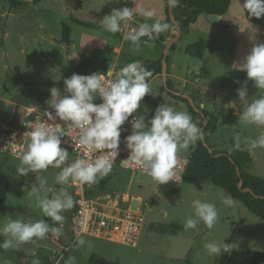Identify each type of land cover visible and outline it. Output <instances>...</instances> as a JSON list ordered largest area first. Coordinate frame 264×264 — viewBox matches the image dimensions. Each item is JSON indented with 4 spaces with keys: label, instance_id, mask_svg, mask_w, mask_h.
Returning <instances> with one entry per match:
<instances>
[{
    "label": "rangeland",
    "instance_id": "1",
    "mask_svg": "<svg viewBox=\"0 0 264 264\" xmlns=\"http://www.w3.org/2000/svg\"><path fill=\"white\" fill-rule=\"evenodd\" d=\"M32 1L15 0L16 5L11 7L8 0H0L2 125L15 123L23 114L21 107L12 102L18 92L39 91L50 95V89L55 87L64 94L63 81L74 73L88 75L112 69L115 75L116 71L133 61H140L142 65L160 62L162 70L166 44L177 34L172 26L164 32L165 42L156 39L154 47L142 45L137 50L124 40V36L145 22L142 16L137 15L133 22L122 24L120 32L115 34L101 26L100 20L113 9L131 8L137 4L156 8L158 17L165 21V0H41L37 5ZM242 3L243 0H232L224 16L212 18L214 20L201 16L189 28L181 30L166 59V80L171 89L189 96L196 107L199 106L197 100H201L203 112L211 118L205 131L206 122L203 139L212 152L232 148L236 136L243 141L264 133V128L244 125L239 120L243 106L237 89L247 80L239 64L243 63L254 43H264V30L246 21ZM72 18L87 22L93 28L77 26L72 23ZM63 24L69 28V56L58 43L62 39ZM198 44L202 46L200 57L185 53L186 49ZM149 84L151 94L141 100V108L134 116L145 115L147 122L154 114L158 100L160 104L188 112L184 104L173 100L163 89L161 74L152 77ZM246 87L249 101L264 95V91L256 89L250 80ZM231 103L237 106L233 108ZM194 145L181 151L179 156H187ZM250 154L249 173L264 179V148H257ZM18 166V159L0 151V173L10 184L0 206V226L8 219L27 221L42 216L34 199L27 195L31 186L38 182L36 173L18 176ZM58 171L50 169L40 173L47 178V187L51 189L49 197L61 187H66L72 195L69 185L61 186L55 182ZM113 171L111 181L97 197L109 196L115 200L124 195V198H132L131 204H141L146 223L136 245L125 246L81 237L86 243L77 247V239L72 237L69 226L63 224V234L58 238L49 232L44 239L21 245L19 250L0 249V264H33L37 259L40 264H65L71 257H75L76 264H87L92 254L104 258L108 264H215L219 256L210 257L204 248L213 240L236 243L238 247L233 251L261 252L264 249V222L238 201L232 208L224 206L221 194H228L222 189L208 183L187 185L171 182L156 188L151 177L124 169ZM194 199L216 204L219 219L212 229L200 224L196 230H183V222L192 214L191 202ZM47 223L59 226L51 221ZM4 239L6 237L0 236V242Z\"/></svg>",
    "mask_w": 264,
    "mask_h": 264
},
{
    "label": "clouds",
    "instance_id": "2",
    "mask_svg": "<svg viewBox=\"0 0 264 264\" xmlns=\"http://www.w3.org/2000/svg\"><path fill=\"white\" fill-rule=\"evenodd\" d=\"M178 4L179 0H166L168 8H174ZM240 5L248 17H264V0H243ZM137 15L142 16L145 22L127 33L124 40L137 50L142 45L154 47V41L159 35L170 29V24L158 17L156 8H145L137 4L131 8L113 9L100 23L105 31L115 34L120 32L122 24L133 22ZM239 65V69L247 77L237 89L239 102L243 106L239 120L244 125L264 128V95L249 101L246 87L250 80L256 89L264 91V43H254ZM112 75V72L108 73V76ZM151 75L140 61H133L116 71L114 79H107L101 73H74L63 81L64 91L68 95H62L55 87L50 89V98L46 102L53 111H46V120L41 118L34 125L25 123L30 130L23 133L24 143L15 152V157L19 160L16 169L18 176L36 173L38 182L31 186L27 195L34 199L35 207L41 210L42 216L27 221L8 219L0 226V236L6 237L0 242V249L19 250L21 245L44 239L49 232L57 238L63 234L66 219L63 213L71 210L75 201L66 187H61L49 197L51 189L47 187V178L40 176V173L46 172L50 167L59 169L55 182L61 186L71 183L91 186L98 183L113 170L121 142L122 126L126 122L130 124L132 131L124 138L129 155L122 161L143 170L155 181L156 188L160 184L174 181L180 163L179 153L199 141L203 137V130L188 112L166 104H159L147 122L145 115H133L141 108L140 102L145 95L151 94ZM96 98H100L102 102L94 103ZM236 106L231 103V107ZM57 118L78 134L75 147L83 149V156L70 160L69 151L61 147L63 133L60 132L61 125L55 123ZM242 147L249 152L264 148V133L255 139L245 138L243 141L236 136L230 150H240ZM94 152L98 155L94 156ZM187 163L185 157L183 164L186 166ZM221 203L229 208L237 204L230 195L223 194ZM191 208L192 214L182 224L184 231L196 230L200 224L212 229L218 222L219 213L215 203L194 199ZM45 217L59 226H49ZM85 243L83 238H78L76 246H84ZM237 247L236 243L229 244L224 240H213L204 245L210 257L230 254ZM33 264H40V261L34 260ZM65 264H76L75 257L69 258Z\"/></svg>",
    "mask_w": 264,
    "mask_h": 264
},
{
    "label": "trees",
    "instance_id": "3",
    "mask_svg": "<svg viewBox=\"0 0 264 264\" xmlns=\"http://www.w3.org/2000/svg\"><path fill=\"white\" fill-rule=\"evenodd\" d=\"M8 1L11 7L16 5L15 0ZM40 1L41 0H33L32 3L37 5ZM231 2L232 0H179L178 6L172 8V13L175 21L183 31L193 25L201 16L211 19L224 16ZM165 15V21L170 24L171 28L173 25L169 20L167 7ZM244 17L246 21L264 30V17L260 19L248 17L245 11ZM71 21L77 26L93 28V25L87 22H81L74 18H72ZM62 34L69 36V28L64 24L62 25ZM158 41L161 43L166 41L164 33L159 35ZM173 49L174 45L171 46L170 51ZM201 52L202 46L200 44L191 46L185 50L186 54L195 58L200 57ZM144 66L152 73L149 81L152 77L161 74L160 62L158 64L156 62H151ZM167 86L171 89L169 82H167ZM170 96L173 100L184 104L193 121L201 126L202 119L190 108L187 100L172 94H170ZM48 97V94L39 91L18 92L12 98V102L20 107H28L29 105L43 104ZM160 103L161 101L158 100L157 107ZM204 116L207 121L206 131L209 128V121L211 118L205 112ZM204 143L207 145L206 141H204ZM208 149H210V147L208 145L206 147L200 139L191 148L188 155L185 156L188 163L185 166L182 184L194 185L208 183L214 187L220 188L234 198L235 201L240 202L254 217L264 222V179L249 173L248 170L252 163L250 152L243 147L240 150H230V148L223 152H209ZM216 155H219V157H215ZM50 169L53 168L50 167L48 170ZM236 169H238V173ZM113 175L114 172H111L108 176L100 179L98 183L94 184L92 189L85 194L89 196L103 191L111 181ZM9 190L10 184L7 178L0 173V206L4 202ZM74 210L75 208L73 207L70 213L65 215L67 225L70 223ZM46 221L49 222L50 220L47 219ZM87 264H108V262L104 258L92 254ZM215 264H264V249L261 252L243 250L232 251L230 254L225 253L218 257Z\"/></svg>",
    "mask_w": 264,
    "mask_h": 264
},
{
    "label": "built area",
    "instance_id": "4",
    "mask_svg": "<svg viewBox=\"0 0 264 264\" xmlns=\"http://www.w3.org/2000/svg\"><path fill=\"white\" fill-rule=\"evenodd\" d=\"M112 72V76L108 73ZM104 74L107 79H114V71L100 72ZM93 74V73H92ZM90 75V74H88ZM68 95V94H62ZM50 98V97H49ZM47 98V100L49 99ZM46 100V101H47ZM31 106L24 109L23 118L17 124L0 125V151L5 152L12 157H15V152L23 145V133L30 130L25 126V123L34 125L41 118L46 120V111H53L47 102ZM94 103L102 102L100 98H96ZM131 120L132 117H129ZM49 123H51L49 121ZM55 123L61 125L60 132H62L61 147L66 148L70 154V160L83 156V149H76L75 140L77 133L70 129L65 122L56 119ZM131 126L126 122L122 126L120 145L118 149V156L114 161V169H124L133 171L149 177L143 170L134 165L122 161L127 159L129 152L126 149L124 138L131 134ZM98 155V153H93ZM180 163L177 168L174 181H169L175 184H182V177L185 171L183 164L184 157L179 156ZM112 170V171H113ZM94 185L81 186L79 183H71L69 189L72 191V197L75 201V210L72 213L69 226L74 240L81 237H90L100 239L109 243L134 246L136 245L141 231L146 223L144 212L141 204L133 205L132 198L122 196L119 199L111 200L109 196H98L97 194L87 196L85 193L92 189Z\"/></svg>",
    "mask_w": 264,
    "mask_h": 264
},
{
    "label": "water",
    "instance_id": "5",
    "mask_svg": "<svg viewBox=\"0 0 264 264\" xmlns=\"http://www.w3.org/2000/svg\"><path fill=\"white\" fill-rule=\"evenodd\" d=\"M167 11H168L169 20L172 23V25L176 28L177 34H176V36L174 38H172L166 44V47H165V50H164V53H163V56H162V61H161V64H162V70H161L162 85H163V88H164L165 91L169 92L170 94H172L174 96H179V97H181V98H183V99L188 101V103L190 105V108L193 109L194 112L197 113L200 116V118L202 119L201 128H202V130H204L207 121H206L205 116H204V112H203V109H202L203 106L201 104V100H197V103L199 104V106L196 107L194 105L192 99L189 96L181 95V94L173 91L172 89H169L168 86H167V80H166V59H167V55L169 53V50H170L171 46L175 43V41L177 40V38L179 37L180 32H181L179 24L175 21V19L173 17L172 8H168L167 7ZM217 18H219V17H217ZM58 43L61 44L65 48L66 55L69 56V49H70L69 36L68 35H64L62 37V39ZM84 67L85 66H81L80 68H84ZM201 141L207 147V145L204 143L203 137L201 138ZM208 150H209V152H211L210 149H208ZM215 157H219V155H216ZM236 170H237V173H238V169H236ZM51 222L54 223L53 221H51ZM64 223H66V219H65Z\"/></svg>",
    "mask_w": 264,
    "mask_h": 264
},
{
    "label": "crops",
    "instance_id": "6",
    "mask_svg": "<svg viewBox=\"0 0 264 264\" xmlns=\"http://www.w3.org/2000/svg\"><path fill=\"white\" fill-rule=\"evenodd\" d=\"M107 71H113L112 69H109V70H107ZM102 72H105V71H102ZM93 73H100V72H93ZM64 94H68V93H64ZM49 97H50V95H49ZM48 97V98H49ZM45 103V102H44ZM41 105V104H40ZM31 106H38V105H29L28 107H31ZM18 107H20V106H18ZM25 108H27V107H21V109H22V111H23V114H24V109ZM23 114H22V116H21V118H19L15 123L12 121V123L11 124H17V123H19L20 121H21V119L23 118ZM0 125H2V124H0ZM185 158V157H184ZM112 172H114V171H112ZM122 196H124V195H122ZM70 229V228H69Z\"/></svg>",
    "mask_w": 264,
    "mask_h": 264
},
{
    "label": "flooded vegetation",
    "instance_id": "7",
    "mask_svg": "<svg viewBox=\"0 0 264 264\" xmlns=\"http://www.w3.org/2000/svg\"><path fill=\"white\" fill-rule=\"evenodd\" d=\"M64 35L62 34V37H63Z\"/></svg>",
    "mask_w": 264,
    "mask_h": 264
}]
</instances>
